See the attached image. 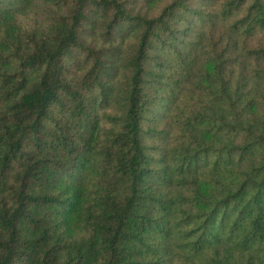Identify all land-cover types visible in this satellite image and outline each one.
Listing matches in <instances>:
<instances>
[{
    "label": "trees",
    "instance_id": "16d2710c",
    "mask_svg": "<svg viewBox=\"0 0 264 264\" xmlns=\"http://www.w3.org/2000/svg\"><path fill=\"white\" fill-rule=\"evenodd\" d=\"M260 37L264 0H0V264H264Z\"/></svg>",
    "mask_w": 264,
    "mask_h": 264
},
{
    "label": "rangeland",
    "instance_id": "374dc122",
    "mask_svg": "<svg viewBox=\"0 0 264 264\" xmlns=\"http://www.w3.org/2000/svg\"><path fill=\"white\" fill-rule=\"evenodd\" d=\"M146 10V8L144 9ZM97 41L100 42L101 39L96 37ZM262 38V39H261ZM259 39L260 43H264V37H260V38H254L250 43L251 45L255 44ZM133 38L126 40L127 42L125 43L124 46H129V44H134L133 42ZM103 41V38H102ZM130 44V46H131ZM257 44H255L254 46H256ZM236 55L239 57L238 61L233 62L231 65H227L225 74H227L230 71V74L234 79L240 78L242 76L243 80L242 83H252V82H256L257 80L254 78V67H257V65H264V58H259V59H255L254 57H244V56H239L240 53L236 51ZM81 67H86V66H81ZM201 84V81H199ZM190 88V87H189ZM193 89V86H192ZM199 94V93H197ZM196 94V95H197ZM201 94V93H200ZM179 94L177 95L176 100L178 99ZM184 99L185 97L182 96ZM182 99V98H181ZM185 104V102H183ZM192 103H198V98L196 96H193V100L190 101V104ZM198 106V105H196ZM114 111V110H113ZM115 112V111H114ZM181 107H179V109L174 113L173 117H157L155 116L153 121L149 122V125L152 127H156V128H162L163 126H168L171 134L173 133V135H178L177 133H182L184 132L183 130L185 129H189V126L187 124L186 118H181ZM152 118V117H151ZM148 125V124H147ZM190 131V136H191V132L194 134L195 138V130L193 128L189 129ZM185 133V132H184ZM190 136H187L190 139ZM179 138V135L176 137ZM173 143V144H172ZM171 144L173 145V147L175 148H182L185 146L186 142L181 144V140L179 139H175L174 141L171 142ZM1 197V196H0ZM92 233L91 232H87L84 230H79V234L78 237L81 239H86L87 237L91 236Z\"/></svg>",
    "mask_w": 264,
    "mask_h": 264
}]
</instances>
